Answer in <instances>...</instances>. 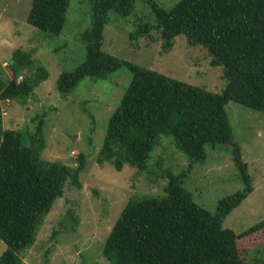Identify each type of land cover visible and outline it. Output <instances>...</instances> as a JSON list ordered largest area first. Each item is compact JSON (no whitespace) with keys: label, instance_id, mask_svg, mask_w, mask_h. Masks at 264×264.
<instances>
[{"label":"trees","instance_id":"obj_1","mask_svg":"<svg viewBox=\"0 0 264 264\" xmlns=\"http://www.w3.org/2000/svg\"><path fill=\"white\" fill-rule=\"evenodd\" d=\"M70 1L33 0L28 22L46 33L61 34ZM88 1L92 23L82 36L86 57L76 70L60 75L58 91L66 95L83 79H104L122 67L133 73L108 121L97 162L111 163L117 171L130 165L146 173L161 135L172 137L189 162L188 170L179 176L166 173L165 196L130 198L110 232L104 256L110 264H245L238 239L264 230V220L239 235L223 227L224 219L254 189L241 148L233 139L226 105L233 101L264 112V0H181L171 9L146 0L153 7L155 23L141 24L132 38L156 30L164 52L174 47L179 36L190 45L204 47L211 66L223 68L226 86L221 93L104 51L110 13L130 16L135 0ZM10 68L13 78L8 83L0 78V239L8 246L0 264H24L19 253L34 245L67 184L81 187L85 163L83 156L76 168L44 160L43 142L26 145L22 132L4 128L2 101L27 104L35 88L50 76L22 49L13 52ZM28 70L31 75L23 74ZM207 144L232 148L246 184L242 191L220 200L215 215L198 205L182 183L190 169L206 158Z\"/></svg>","mask_w":264,"mask_h":264},{"label":"rangeland","instance_id":"obj_2","mask_svg":"<svg viewBox=\"0 0 264 264\" xmlns=\"http://www.w3.org/2000/svg\"><path fill=\"white\" fill-rule=\"evenodd\" d=\"M32 1L0 0V78L5 83L13 78L10 67L17 49L46 68L50 76L35 88L27 104L2 101L4 128L22 132L26 145L34 140L43 142L44 160L76 168L83 156L85 168L79 177L81 187L67 184L34 245L19 254L24 264H110L104 256L106 241L130 198L165 196L166 173L179 176L187 171L188 158L175 147L172 137L161 135L146 173L130 165L117 171L111 163L97 162L108 121L133 73L122 67L104 79L87 77L72 92L61 94L57 89L60 75L76 70L85 60L82 36L91 27L92 7L88 0H71L63 31L52 35L28 22ZM154 1L171 9L181 0ZM148 23H155V14L146 0H135L130 16L111 12L103 50L213 93L223 91V68L211 66V57L204 47L190 45L186 37L179 36L174 47L164 52L156 30L145 37L132 38L141 24ZM226 111L254 188L223 221L225 229L239 235L264 220V112L233 101L226 105ZM205 148L206 158L190 169L182 183L198 205L215 215L220 200L242 191L246 184L230 146L207 144ZM238 246L245 264H264V230L240 237ZM7 248L0 239V257Z\"/></svg>","mask_w":264,"mask_h":264}]
</instances>
